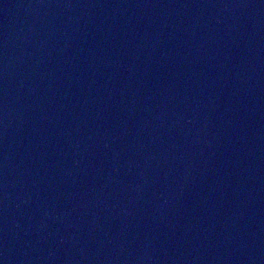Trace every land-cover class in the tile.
Segmentation results:
<instances>
[{
    "label": "water",
    "instance_id": "obj_1",
    "mask_svg": "<svg viewBox=\"0 0 264 264\" xmlns=\"http://www.w3.org/2000/svg\"><path fill=\"white\" fill-rule=\"evenodd\" d=\"M0 264H264V0H0Z\"/></svg>",
    "mask_w": 264,
    "mask_h": 264
}]
</instances>
